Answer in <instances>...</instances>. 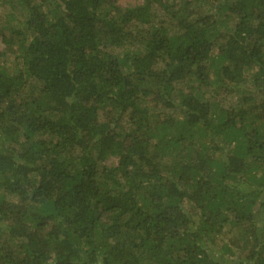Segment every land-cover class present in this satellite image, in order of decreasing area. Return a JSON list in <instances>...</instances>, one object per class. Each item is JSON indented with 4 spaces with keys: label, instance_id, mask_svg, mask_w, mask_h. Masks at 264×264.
I'll use <instances>...</instances> for the list:
<instances>
[{
    "label": "trees",
    "instance_id": "16d2710c",
    "mask_svg": "<svg viewBox=\"0 0 264 264\" xmlns=\"http://www.w3.org/2000/svg\"><path fill=\"white\" fill-rule=\"evenodd\" d=\"M13 1L0 264H264V0Z\"/></svg>",
    "mask_w": 264,
    "mask_h": 264
},
{
    "label": "rangeland",
    "instance_id": "374dc122",
    "mask_svg": "<svg viewBox=\"0 0 264 264\" xmlns=\"http://www.w3.org/2000/svg\"><path fill=\"white\" fill-rule=\"evenodd\" d=\"M115 4L119 6L125 5H134L140 3L141 0H113ZM47 11L50 12L52 9V5L45 7ZM25 8H22L14 1L10 0H0V29H5L9 27H16V28H23L24 27V17H25ZM6 61H9L8 64L12 63L11 58H6ZM243 92L239 91H231L225 92L222 89L216 93L211 87L205 89V97L210 102L218 103L224 107H231V106H240L241 97ZM260 99V96H257V100ZM118 162L116 156H110L104 161V164L107 166H115ZM237 254V252H236ZM235 254L236 257L237 255ZM231 257V256H230ZM230 257H228L230 259Z\"/></svg>",
    "mask_w": 264,
    "mask_h": 264
}]
</instances>
